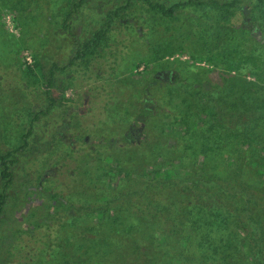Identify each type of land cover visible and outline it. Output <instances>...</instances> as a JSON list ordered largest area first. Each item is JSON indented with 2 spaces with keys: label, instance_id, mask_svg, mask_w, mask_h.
I'll list each match as a JSON object with an SVG mask.
<instances>
[{
  "label": "rangeland",
  "instance_id": "374dc122",
  "mask_svg": "<svg viewBox=\"0 0 264 264\" xmlns=\"http://www.w3.org/2000/svg\"><path fill=\"white\" fill-rule=\"evenodd\" d=\"M153 1L170 6L186 0ZM1 2L10 13H2L0 9V153L21 145L19 135L28 128L34 114L38 119L33 122L24 150L9 165L11 179L4 189L6 199L0 215V264H183V261L199 264V255L193 252V247L183 246L180 238L169 234L158 214L148 213L165 194L168 186L163 181L165 176L157 171L152 180L143 173V167L149 168L152 160L150 152L157 155L158 164L163 167L180 164L188 169L198 160L191 148L196 141L191 139L182 144L186 136L179 138L173 130L175 133H169L166 146L163 136L168 129L167 117H174L173 111L156 103L145 105L148 112L131 113V110L133 97L140 96L139 91L157 76L159 84L169 77L182 86L188 84L191 75L184 71L187 54L177 51L153 60V52L159 50L162 54L167 46L187 45L188 51L197 54L199 50L191 47L190 41L212 42L209 38L215 32L218 10L187 6L173 18H164L131 0L132 7L124 10L122 21L114 20L115 33L107 37L92 59L91 70L85 72L68 66V62L78 46L103 26L106 14L114 6L124 5L125 0H86L74 12L72 4L76 0H0V6ZM257 4L254 0L241 1L240 9L235 10L225 29L231 38L241 37V41L264 55V38L252 35L250 24ZM119 23L126 25V33L118 31ZM21 49L24 60L31 63L34 58L43 75H47L51 64L65 67L55 72L54 87L49 91L52 98L64 94L69 101L55 104L45 113L46 88L41 84L25 85L18 67ZM138 60L148 63L135 70L133 64ZM196 64L207 66L204 62ZM192 78V82L203 83L196 76ZM204 93L198 88L197 98L205 96ZM126 129L142 142L148 138L155 142L143 145L148 150L138 156L143 170L106 167L105 173L89 179L79 175L76 180L80 182L67 178L71 168L68 160L85 154L108 150V160L125 154L128 158L137 156L135 150L130 155L129 146L121 140L120 134ZM227 153L222 149L216 156L205 159L203 168L210 167L213 159L217 168L222 166ZM60 169L64 175H60ZM176 178L171 180L175 182ZM158 180L164 191L149 188L155 198L150 192L146 202L143 199L139 202L142 207L135 208L136 196L145 190L147 183ZM48 194L65 202L68 209L57 207ZM138 211L142 217L136 215ZM150 217L155 220L146 226L139 221ZM61 222L71 227L72 231H65L70 237H63ZM88 240L105 241L109 246L107 254L85 253L82 248Z\"/></svg>",
  "mask_w": 264,
  "mask_h": 264
},
{
  "label": "trees",
  "instance_id": "16d2710c",
  "mask_svg": "<svg viewBox=\"0 0 264 264\" xmlns=\"http://www.w3.org/2000/svg\"><path fill=\"white\" fill-rule=\"evenodd\" d=\"M85 1L76 0L72 4L71 12L76 11ZM134 1L164 18H173L177 11L187 6H207L218 10L217 18L214 20L215 32L209 38L212 42L190 41L191 47L199 50L197 54L188 51L187 45L184 48L167 46L162 54L159 50L153 52V60L177 51L187 54L188 62L184 63V71L188 76L191 75L188 84L182 86L176 81H170V77L159 84L157 76L152 84L139 91L140 96L133 97L135 104L133 103L131 113L148 112L144 108L145 105L155 103L173 111L172 118L175 120L170 121L172 118L167 117L168 129L163 136L166 137L164 145L167 146L171 132H177L179 138L186 136L182 144L191 139L196 141V145L191 148L198 160L188 169L180 164L175 167L169 165L163 167L158 164L157 155L149 151L152 160L148 164L149 168L143 167V173L152 180H154L152 177L162 173L165 176L163 181L168 186L165 187V194L163 197L161 195L157 206L150 207L148 213L158 214L171 236L176 235L180 238L183 246L193 247V252L199 255V264H264V55L258 53L257 48L252 49L248 43L241 41V37L231 38L225 29L233 18L235 10L240 9L239 5L243 0H230L224 3L217 0L204 2L186 0L170 6L153 0ZM254 1L258 4L253 8L251 22L249 21L253 27L252 35L260 34L264 38V0ZM1 3L2 13H10L5 4ZM130 3L131 0H125L124 5H116L117 7L114 6V9L106 14L103 26L93 33L92 38L78 46L68 66H72L77 71L91 70V62L98 54V49L104 45L108 36L115 33L112 28L114 20L120 22L124 19L125 11L129 6L132 7ZM121 13L124 14L120 15ZM69 15L70 12L65 18L67 19ZM118 25V31L126 33L124 29L126 25L123 26L121 23ZM22 51V49L19 51L18 67L25 85L38 87L41 84L46 88L43 91L48 101L45 113L55 104L60 105V102L69 101L68 98H64V94L57 98L58 100L54 99L49 91L54 87L55 72H61L65 67L51 64L47 75H43L34 58L31 63H27ZM202 61L207 66L196 64L203 63ZM147 63L138 60L133 64V69H139ZM192 76L202 79L203 83L192 82L194 80ZM197 87L205 91V96L200 99L196 96ZM192 90L195 93H192ZM199 109L200 113H198ZM37 119L34 114L28 128L19 135L21 145L0 153V181L3 186L0 189V215L6 199L4 189L11 179L9 165L14 163L16 154L24 150L27 145L26 139L33 131V122ZM123 132L120 137L129 146V154L131 150H135L137 156L132 155V158H128L125 154L113 156L108 160V150L107 153L103 151L85 154L78 159L68 160L71 162V168L69 166L67 178L80 182L76 180L79 175L89 179L88 177L92 178L98 173H105L106 167L107 170L108 168L134 170L140 168L138 156L146 153L148 150L146 146L155 142L149 138L142 142L131 132H127V129ZM105 144L109 142L105 141ZM222 149L228 152L227 160L223 161L222 166L217 168L213 159L210 167L203 168V161L216 156V153ZM183 150L186 151V148ZM229 166L231 168H228ZM61 168L67 170V167ZM62 169L60 175L65 174ZM182 174L183 177H179ZM172 177H177L175 182L171 180ZM160 181L146 184L145 190L133 200L135 208L142 207L140 204L142 199L144 202L149 199L147 196L151 192L149 188L163 190ZM89 183L94 184L92 181ZM48 196L57 207L68 209L69 205L56 196L51 194ZM141 213L138 211L136 215L142 217ZM154 220L155 217H150L139 221H143L142 224L146 226ZM60 226L63 237H70L65 231H72L71 227L66 226V222H61ZM104 243L105 241L100 243V241L88 240L82 249L88 254L106 255L109 246ZM156 248L158 247H153ZM182 263L187 264L185 261Z\"/></svg>",
  "mask_w": 264,
  "mask_h": 264
}]
</instances>
